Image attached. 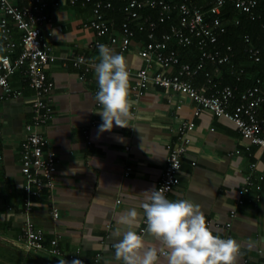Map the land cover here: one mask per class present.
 <instances>
[{"label":"crops","instance_id":"1","mask_svg":"<svg viewBox=\"0 0 264 264\" xmlns=\"http://www.w3.org/2000/svg\"><path fill=\"white\" fill-rule=\"evenodd\" d=\"M48 14L44 33L56 55L45 67L54 83L49 94L53 115L39 128L56 152L54 187L50 196L44 192L30 195L31 207L24 210L19 147L24 124L32 114V90L14 73L9 80L21 89L20 95L0 100V264H71L75 259L82 264H123L115 259L117 238L113 233L128 229L118 220L132 208L138 212L132 230L138 229L144 191L155 188L165 165L167 144L176 135L175 112L192 119L196 126L189 134L179 181L166 198L190 200L200 207L214 235L225 238L228 234L235 239L241 246L236 264H264V189L259 199L251 190L242 203L236 201L249 164L256 165L254 176L264 169V156L257 145L243 138L231 121L208 110L194 116V103L185 94L149 85L135 99L131 73L142 65L136 39L122 53L130 69L128 127L114 124L111 131L99 132L102 109L95 100V67L80 78L82 68L73 66L70 58L77 52L98 58L94 42H104L107 37L82 25L91 16L89 5L61 0L57 7L49 5ZM51 204L58 209L57 217L47 212ZM232 207L233 217L229 215ZM26 218L44 232L46 241L58 233L60 246L75 258L26 249L15 239ZM226 222L230 226L222 227ZM142 236L159 247L146 229ZM159 261L167 264L163 256Z\"/></svg>","mask_w":264,"mask_h":264},{"label":"built area","instance_id":"2","mask_svg":"<svg viewBox=\"0 0 264 264\" xmlns=\"http://www.w3.org/2000/svg\"><path fill=\"white\" fill-rule=\"evenodd\" d=\"M120 1L122 19L114 29V20L106 15V11L114 7L112 0H67L70 5L90 6L91 16L82 25L91 28L98 36L107 37L104 42L95 40V45L105 44L122 54L134 39L139 42L137 55L142 65L131 73L134 98L137 99L149 85L185 94L194 103V116L208 110L231 121L241 136L257 145L264 156V74L255 75L242 89L225 82L222 65L229 64L230 72L237 80H241L245 70L233 63L235 52L231 44L218 45V38L226 33L227 24L230 21L240 23L238 15L231 18L223 15L224 5L230 2L238 14L244 13L255 19L261 15L257 9L258 0ZM60 4L61 0H0V100L20 95L21 89L13 87L9 80L14 73L32 90V114L24 124L25 132L19 147L26 212L32 204L30 195L39 196L44 192L50 196L54 187L56 152L48 145V139L39 127L53 115L49 94L54 83L48 78L45 67L56 58L44 26L49 21V5L57 7ZM166 23L167 27H164ZM136 31H145L146 39L136 37ZM243 40L247 58L260 61L262 51L252 42L251 34H243ZM192 43L199 50L196 62L182 61L175 46ZM70 61L73 66L82 68L79 75L82 78L84 72L95 67L99 57L91 58L77 52ZM127 70L130 73V69ZM199 75L200 81L196 79ZM174 117L178 119L176 135L167 144L165 165L155 185L163 190L165 197L179 181L182 159L190 143L189 134L196 126L192 119L180 117L177 112ZM255 171L256 165L251 162L238 188L237 203H242L243 196L251 190L259 199L260 191L264 189V169L254 176ZM47 212L52 217L58 215L53 204L48 206ZM229 215H235L234 207L230 208ZM221 226L229 227L230 222ZM145 229L143 214L136 232L142 235ZM58 237L56 233L46 241L44 232L26 218L15 239L26 249L46 250L53 255L75 258L60 246ZM227 238H230L228 234Z\"/></svg>","mask_w":264,"mask_h":264},{"label":"clouds","instance_id":"3","mask_svg":"<svg viewBox=\"0 0 264 264\" xmlns=\"http://www.w3.org/2000/svg\"><path fill=\"white\" fill-rule=\"evenodd\" d=\"M99 62L95 65L98 91L95 100L101 106L99 132L111 131L113 125L128 127L129 72L126 58L105 44L98 45ZM145 202L140 207L146 221V231L159 242L145 241L132 230L138 212L129 209L118 222L126 231L113 233L115 259L123 264H236L240 244L232 238H221L209 229L204 213L187 199L169 200L160 188L144 191ZM60 264H64L63 261ZM71 264H82L75 259Z\"/></svg>","mask_w":264,"mask_h":264},{"label":"trees","instance_id":"4","mask_svg":"<svg viewBox=\"0 0 264 264\" xmlns=\"http://www.w3.org/2000/svg\"><path fill=\"white\" fill-rule=\"evenodd\" d=\"M113 8L106 11V15L114 20V29L117 28L118 24L122 19L120 0H112ZM257 9L260 12V17L251 19L244 13L238 14L233 4L230 2L226 3L222 9L223 15L225 17L231 18L234 15L240 17L239 24H233L231 21L227 24L226 33L222 34L218 38V45L223 47L225 44H231L235 52V57L233 63L235 65H240L244 67V75L241 80H237L235 75L230 72L229 64L222 65V74L225 82L232 85L236 84L239 89L251 83L252 78L255 75L264 74V27L262 23L264 22V0H258ZM176 20V19H174ZM167 27V23L164 24ZM249 33L252 36V42L261 48L262 54L260 61H252L247 58L243 51V34ZM136 37L146 39L145 31H136ZM178 50L180 59L182 61H187L190 63H195L198 57V46L192 43L187 46H175ZM201 78V75L198 76ZM198 78V79H199Z\"/></svg>","mask_w":264,"mask_h":264}]
</instances>
